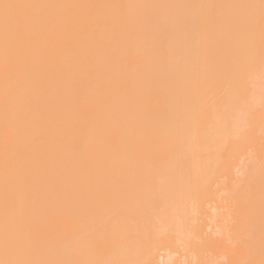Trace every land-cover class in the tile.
I'll return each mask as SVG.
<instances>
[{
	"label": "bare ground",
	"instance_id": "obj_1",
	"mask_svg": "<svg viewBox=\"0 0 264 264\" xmlns=\"http://www.w3.org/2000/svg\"><path fill=\"white\" fill-rule=\"evenodd\" d=\"M0 264H264V0H0Z\"/></svg>",
	"mask_w": 264,
	"mask_h": 264
},
{
	"label": "snow or ice",
	"instance_id": "obj_2",
	"mask_svg": "<svg viewBox=\"0 0 264 264\" xmlns=\"http://www.w3.org/2000/svg\"><path fill=\"white\" fill-rule=\"evenodd\" d=\"M9 7H12V6H10V5H5V8H6V9L9 8Z\"/></svg>",
	"mask_w": 264,
	"mask_h": 264
}]
</instances>
